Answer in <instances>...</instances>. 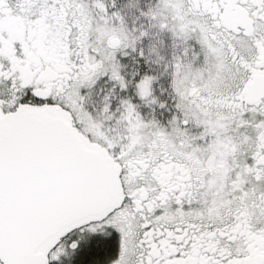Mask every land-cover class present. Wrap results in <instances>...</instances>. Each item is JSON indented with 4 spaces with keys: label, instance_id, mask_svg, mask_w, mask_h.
I'll use <instances>...</instances> for the list:
<instances>
[{
    "label": "flooded vegetation",
    "instance_id": "af4514ba",
    "mask_svg": "<svg viewBox=\"0 0 264 264\" xmlns=\"http://www.w3.org/2000/svg\"><path fill=\"white\" fill-rule=\"evenodd\" d=\"M178 3L195 53L181 103L153 125L151 144L108 153L121 166L122 204L62 236L49 264L87 254L81 264H264V0ZM81 17L75 0H0V119L51 106L79 131L77 88L97 56L79 50L83 36L97 40L95 18ZM97 240L114 247L102 263Z\"/></svg>",
    "mask_w": 264,
    "mask_h": 264
},
{
    "label": "water",
    "instance_id": "95a60500",
    "mask_svg": "<svg viewBox=\"0 0 264 264\" xmlns=\"http://www.w3.org/2000/svg\"><path fill=\"white\" fill-rule=\"evenodd\" d=\"M57 107L0 119V263L49 264L58 240L123 201L121 166Z\"/></svg>",
    "mask_w": 264,
    "mask_h": 264
},
{
    "label": "rangeland",
    "instance_id": "374dc122",
    "mask_svg": "<svg viewBox=\"0 0 264 264\" xmlns=\"http://www.w3.org/2000/svg\"><path fill=\"white\" fill-rule=\"evenodd\" d=\"M75 1L81 5V23L95 18L97 26L96 42L83 36L79 49L82 57L90 49L97 52L90 54L96 72L81 79L77 88L79 132L114 156L151 144L153 125L168 115L174 102L181 103L179 85L189 77L195 60L193 43L184 36L189 34L185 22L177 14L178 0ZM112 37L122 38L123 48L113 51L105 41ZM107 224L111 225H99L96 232Z\"/></svg>",
    "mask_w": 264,
    "mask_h": 264
},
{
    "label": "trees",
    "instance_id": "16d2710c",
    "mask_svg": "<svg viewBox=\"0 0 264 264\" xmlns=\"http://www.w3.org/2000/svg\"><path fill=\"white\" fill-rule=\"evenodd\" d=\"M96 244H97L96 245V250H95L96 261H97V263H102L103 260L105 259L104 256L108 255L113 250L114 247H113V245L111 243H106V242H102V241H99V240H97ZM86 256L83 255L78 263L81 264L83 258L86 257Z\"/></svg>",
    "mask_w": 264,
    "mask_h": 264
}]
</instances>
